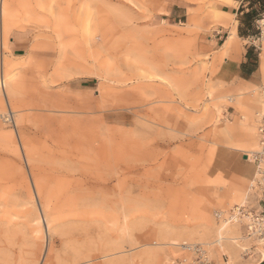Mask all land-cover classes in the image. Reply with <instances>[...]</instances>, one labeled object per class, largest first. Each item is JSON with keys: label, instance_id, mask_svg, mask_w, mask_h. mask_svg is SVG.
Here are the masks:
<instances>
[{"label": "rangeland", "instance_id": "obj_1", "mask_svg": "<svg viewBox=\"0 0 264 264\" xmlns=\"http://www.w3.org/2000/svg\"><path fill=\"white\" fill-rule=\"evenodd\" d=\"M5 3L0 264H172L192 256L184 243L255 264L264 177L227 147L258 148L264 17L241 36L245 0ZM248 51L259 72L246 83L234 72ZM241 173L243 195L226 199ZM241 205L262 220L251 233L217 217Z\"/></svg>", "mask_w": 264, "mask_h": 264}, {"label": "bare ground", "instance_id": "obj_2", "mask_svg": "<svg viewBox=\"0 0 264 264\" xmlns=\"http://www.w3.org/2000/svg\"><path fill=\"white\" fill-rule=\"evenodd\" d=\"M0 13H1L2 20H3V25L5 27H8V21L11 19L12 12H11V8L9 7L8 3L7 4L5 3V0H1L0 1ZM223 47L226 48V49L232 47V48H234V50H236V47H237L236 37H233L232 36V37L228 38L226 40V42L224 43ZM262 73L264 74V61L262 62ZM5 77L6 76L3 75V78H2L3 81H4ZM3 81L0 84L1 85V88L4 87V85H3L4 82ZM261 96H262V102H263V109H262V111H263L264 110V96H263L262 90H261ZM259 101H260V99H259ZM257 105H258V101H257ZM262 111H261L260 114H258L259 120H260V118L262 116ZM220 130L221 131H224L225 134H229L231 132V127L223 124L220 127ZM241 134L244 137L246 143H248V148H250L252 145L255 144V141H256L255 133H254V130L250 126H246V128L243 130V132H241ZM260 147L261 146H260V139H259V133H258V148L256 147L257 149H255L253 151L252 150L246 151L244 149V145L236 146V147H234V146L231 145V146H228L227 149L228 150L243 151L244 153L246 152L247 153V156H246V153H245V156L248 157L247 158V161L250 160V157H249L248 153H251L252 161L254 162L255 161V155H256L255 153L258 152V151H260ZM259 172L264 177V165H260L259 166ZM244 173L245 172H243V174ZM243 174H242V179L239 178L238 179L239 181H237V183L234 182L236 184H234V185L232 184V187L230 188V190L227 193H225L226 199L238 198V197H241L243 195L242 194V189L244 188V183H245V176ZM217 217L220 218V219H223L224 222L235 224L231 220L232 215H230V213L226 217H223L222 214L219 213V214H217ZM246 219L249 220V222L247 224H245V226L247 227L249 225V230H248V227H247V230L251 233V232H253L256 229L257 223L256 224L255 223L253 224L252 219L250 217L249 218H246ZM230 239L231 238L226 237V236H223L222 233H220V238L218 239V242L219 243H222L223 240H230ZM177 240L178 239H173L172 242H175L176 243ZM189 246H192V244H187V243L185 244L184 243L182 245V249L183 250L189 249L188 248ZM220 246L222 247V249H224V246H222V245H220ZM186 251H188V250H186ZM203 251L206 252L205 254L208 255V253H207V251L205 249ZM190 253H191L192 256H185V257H183V259L186 260L185 264H194V260L197 258L196 253H192V252H190ZM206 258H207V260L209 262H211L210 256H205L204 259L206 260ZM174 259H175V261H174ZM174 259L172 261L173 264L177 263L176 262L177 259L176 258H174ZM263 261H264V248H262L260 250V258H259V260L255 264H261ZM252 264H254V262H252Z\"/></svg>", "mask_w": 264, "mask_h": 264}, {"label": "built area", "instance_id": "obj_3", "mask_svg": "<svg viewBox=\"0 0 264 264\" xmlns=\"http://www.w3.org/2000/svg\"><path fill=\"white\" fill-rule=\"evenodd\" d=\"M262 93L264 96V87L262 88ZM258 133H259V139H260V151L256 152L255 154V163L257 164V167L259 169L260 165H264V110L262 111V116L260 120L258 121ZM248 158V157H247ZM258 182V181H257ZM261 184L258 182V186H253L251 190H254L256 187H259ZM264 194V191H263ZM230 215H232V222L237 223L238 221H242L243 218H251L253 224L255 223H261L262 220L256 213H253L246 205L236 206L230 211ZM216 217V216H215ZM216 219V218H215ZM249 230V225L247 226ZM260 230V229H259ZM264 232L262 230L259 231V234L262 235ZM250 235V233H249ZM189 252L196 253L197 258L194 260V264H212V262H209L205 256H208L205 254L203 247L198 245H192L188 247ZM194 251V252H193ZM204 259V260H203ZM175 261V260H174ZM177 263L175 264H185L186 260L183 258H180L176 260ZM173 264V262H172Z\"/></svg>", "mask_w": 264, "mask_h": 264}, {"label": "trees", "instance_id": "obj_4", "mask_svg": "<svg viewBox=\"0 0 264 264\" xmlns=\"http://www.w3.org/2000/svg\"><path fill=\"white\" fill-rule=\"evenodd\" d=\"M248 4V11L240 19L239 31L241 36H250L243 33V31L251 32L254 23L261 20L264 17V0H245ZM241 13H244V8H242ZM252 57V52L248 51L246 58L248 59L250 70H255L258 66V62H250L249 59Z\"/></svg>", "mask_w": 264, "mask_h": 264}, {"label": "crops", "instance_id": "obj_5", "mask_svg": "<svg viewBox=\"0 0 264 264\" xmlns=\"http://www.w3.org/2000/svg\"><path fill=\"white\" fill-rule=\"evenodd\" d=\"M232 50H234V49L232 48ZM216 52H217V50H216ZM246 55H247V52H246ZM248 65H249L248 59L245 57L244 59H242L239 62V64L236 65L235 72H234L238 76V78H240L242 81H244L246 83L254 80L255 76L259 72V65L256 67L255 70H252V71H249L250 66H248ZM229 99L231 100L232 98L229 97ZM249 100H250L249 98L246 99V98L239 97V98L235 99V102H236V104L239 105V107L242 106V109H244L246 107L245 104L247 105ZM256 142H257V140H256ZM240 175H242V173ZM261 264H264V261Z\"/></svg>", "mask_w": 264, "mask_h": 264}]
</instances>
